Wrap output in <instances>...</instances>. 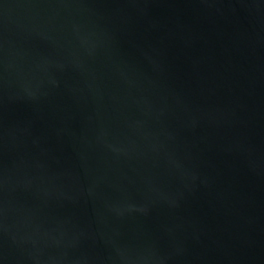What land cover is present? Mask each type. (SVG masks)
<instances>
[{
	"label": "water",
	"instance_id": "95a60500",
	"mask_svg": "<svg viewBox=\"0 0 264 264\" xmlns=\"http://www.w3.org/2000/svg\"><path fill=\"white\" fill-rule=\"evenodd\" d=\"M0 264H264V0H0Z\"/></svg>",
	"mask_w": 264,
	"mask_h": 264
}]
</instances>
